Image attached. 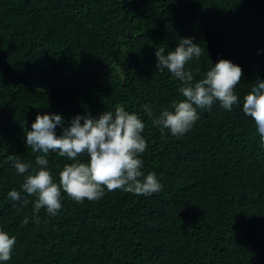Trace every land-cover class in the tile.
<instances>
[{
    "label": "trees",
    "instance_id": "1",
    "mask_svg": "<svg viewBox=\"0 0 264 264\" xmlns=\"http://www.w3.org/2000/svg\"><path fill=\"white\" fill-rule=\"evenodd\" d=\"M185 37L202 49L186 65L194 82L219 59L242 68L238 102L231 111L218 101L197 109L191 130L162 137L152 119L183 97L180 82L156 68L155 51ZM257 78L264 0H0V229L16 237L12 259L0 264H264V149L242 110ZM117 105L144 122L141 171L155 172L162 190L105 188L83 203L62 192L59 213L41 209L37 224L35 198L21 190L24 174L8 155L35 166L41 153L26 146L25 133L38 113L59 114L69 127ZM46 159L58 182L71 161L53 152ZM13 189L20 201L8 197Z\"/></svg>",
    "mask_w": 264,
    "mask_h": 264
},
{
    "label": "clouds",
    "instance_id": "2",
    "mask_svg": "<svg viewBox=\"0 0 264 264\" xmlns=\"http://www.w3.org/2000/svg\"><path fill=\"white\" fill-rule=\"evenodd\" d=\"M194 38H181L178 46L171 51L159 47L155 51L156 68L167 69L173 78L180 82L179 93L183 99L174 100L171 110L164 109L158 117L152 119L154 127L173 136H183L199 119L197 109L211 110L215 102L228 111L237 104L236 86L243 77L242 68L228 59H219L206 72L205 78L194 82L189 61L199 58L202 49L193 42ZM149 117L153 110L148 104L142 106ZM243 113L250 117L259 135V145L264 149V80L257 78L251 90L243 96ZM83 120V123H81ZM59 114L36 115L31 124V131L25 133L26 146L34 153H41L35 158V166L23 162L20 156L8 155V160L17 174H24L20 186L23 193L34 197L33 217L38 224L41 209L50 217H55L62 208L61 194L76 203L85 200L98 201L108 191L122 190L138 196H151L162 190V184L155 172L145 175L141 169L140 156L147 148V141L142 136L144 122L136 113H130L123 106L117 105L114 112L106 111L99 118L76 116L69 127H64ZM57 126L63 128L61 135L56 134ZM58 153L71 163H65L59 170L58 182L48 169L46 156ZM87 157L81 162L80 157ZM13 201L21 200V192L15 189L8 192ZM23 203L27 205L28 200ZM29 223L25 216L21 227ZM16 237L0 229V262L12 259V250Z\"/></svg>",
    "mask_w": 264,
    "mask_h": 264
}]
</instances>
